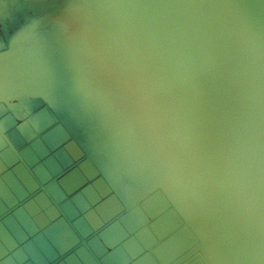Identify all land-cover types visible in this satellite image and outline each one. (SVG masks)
I'll return each instance as SVG.
<instances>
[{
	"label": "water",
	"instance_id": "1",
	"mask_svg": "<svg viewBox=\"0 0 264 264\" xmlns=\"http://www.w3.org/2000/svg\"><path fill=\"white\" fill-rule=\"evenodd\" d=\"M0 8V58L60 71V143L0 152V264H264V0Z\"/></svg>",
	"mask_w": 264,
	"mask_h": 264
},
{
	"label": "flooded vegetation",
	"instance_id": "2",
	"mask_svg": "<svg viewBox=\"0 0 264 264\" xmlns=\"http://www.w3.org/2000/svg\"><path fill=\"white\" fill-rule=\"evenodd\" d=\"M4 1L5 0H3V3ZM52 8L51 12L56 13L60 18L69 17L68 11H63L61 8L58 10L54 7ZM13 15H16V13L12 12L10 8H6V10L0 8V18H2V20L3 16L10 19ZM33 26L41 25L38 24ZM33 26L23 23L15 25L13 30H11L10 26L9 30L15 33V35L17 34V37L25 39L34 31ZM0 32L2 35L5 34L1 24ZM4 41L0 42V50L8 47V43H6L7 39L4 38ZM12 46V50L5 57L0 58V62L2 61V66H0L2 67L0 68V145L3 146L0 152L8 151L13 154H18V152L25 151L30 154L33 150V146H35L34 140L36 138H34V136L43 138L45 134L49 133L51 125L54 130V137H57L56 135L59 130L58 121L56 118L51 121L47 116L45 118L44 113L48 109L44 110V108L49 107L51 98L53 110H56L59 105L58 89L60 71L55 65L52 69V74H50V72L46 73V71L43 72L38 69V64L36 70H34L33 63L23 61L24 52L27 49L36 48L37 43H33L30 46L27 45L24 50L20 49L21 47L15 46L14 43H12ZM7 49H9V47ZM50 76H52L51 88L49 85ZM51 89L52 93L49 95ZM15 133L18 134L19 140L15 138ZM8 140L10 142H8ZM55 142L60 143L58 137L55 139ZM73 152L74 144H71L72 158ZM40 162L41 159L36 158V160L30 163H34L31 165L34 166L39 165ZM23 164L26 169L29 168L27 162L24 161ZM56 164L57 162H55V165Z\"/></svg>",
	"mask_w": 264,
	"mask_h": 264
},
{
	"label": "rangeland",
	"instance_id": "3",
	"mask_svg": "<svg viewBox=\"0 0 264 264\" xmlns=\"http://www.w3.org/2000/svg\"><path fill=\"white\" fill-rule=\"evenodd\" d=\"M14 136H15V138H17L18 140H19V136H18V134H14ZM25 137V136H24ZM25 140H26V137H25ZM8 142H10L9 140H8ZM16 143V142H15Z\"/></svg>",
	"mask_w": 264,
	"mask_h": 264
}]
</instances>
